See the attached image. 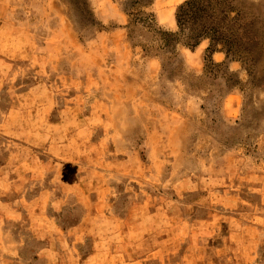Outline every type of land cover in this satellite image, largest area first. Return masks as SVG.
<instances>
[{"label":"rangeland","instance_id":"obj_1","mask_svg":"<svg viewBox=\"0 0 264 264\" xmlns=\"http://www.w3.org/2000/svg\"><path fill=\"white\" fill-rule=\"evenodd\" d=\"M159 1L164 2V18L171 19L173 13L176 19L184 0ZM85 2L82 10L83 3L75 0H0V23L14 14L22 29L35 28L29 33L31 42L42 47L50 41L58 49H51L55 66L46 69L53 74L51 86L43 81L46 74L39 63L33 74L38 82L27 72L22 81L2 87L0 108L27 104L24 97L31 90L47 97L50 91L57 107L48 115L45 133L53 140H69L62 152L64 169H144L148 178L135 183L134 193L146 184L143 196L151 205L134 215L142 217L138 225L149 220L153 234L166 242L167 255L160 257L164 264H230L234 256L238 264H264V58L253 79L260 80L259 86L239 62L210 65L207 72V41L194 51L180 47L171 64L161 56L147 58L141 45L152 41V35L140 26L130 33L125 0ZM156 2L151 8L155 28L176 30L177 23L174 28L160 24ZM239 4L264 38V0ZM15 25L6 23L1 43L20 35ZM224 59L221 53L214 55L217 64ZM101 153L109 159L100 160ZM117 178L119 184L125 181L121 174ZM119 204L117 211L129 213ZM15 216L11 209L0 208L7 232L19 238L29 234L23 222L14 225ZM238 225L244 238L227 239ZM175 233L183 239L174 241ZM38 238L30 241L35 247ZM153 248L151 241L144 250L152 256L158 251ZM30 250L23 248L22 264H40ZM10 259L8 264H15Z\"/></svg>","mask_w":264,"mask_h":264},{"label":"crops","instance_id":"obj_2","mask_svg":"<svg viewBox=\"0 0 264 264\" xmlns=\"http://www.w3.org/2000/svg\"><path fill=\"white\" fill-rule=\"evenodd\" d=\"M163 3L156 2L158 20L161 25L174 28L176 19L172 8L171 19H165ZM48 11L52 13L53 8ZM11 15L9 22L1 20L0 31L4 30L6 23H13L20 35L9 42L0 41V66H3L0 68V93L8 83L22 81L27 72L29 78L34 77L33 82H38L33 74L39 63L43 64L46 74L43 81L51 86L49 82L53 74L46 69L55 66V59L51 56L58 49L50 41L42 43V47L37 41L31 42L29 33L35 28L22 29L20 20ZM25 34L28 37L24 41ZM52 48L55 49L51 53ZM39 52L42 53L39 55ZM49 93L47 97L48 93L31 90L24 97L27 104L0 108V161L4 162L0 168V208L11 209L17 215L14 225L23 222L29 232L20 238L16 234L12 236L5 230L7 218L0 219V264H8L11 257L15 264H22L20 258L26 247L31 248L28 254L40 264H164L160 257L167 255L164 250L166 242H160L156 233L153 234L149 220L138 225L142 217L134 215L136 210L151 205L143 196L146 184L138 185L139 190L134 193L135 183L148 178L144 169L132 173L129 169H87L81 165L73 172L64 169L66 159L62 152L68 147L69 140H53L45 133L48 115L57 107L55 96ZM18 122L20 126H17ZM19 128L21 130L17 131ZM99 159L106 161L109 158L101 153ZM120 174L125 179L121 184L117 178ZM228 175L225 168V178ZM233 179L229 178V181ZM112 181L119 185H111ZM119 203L129 213L122 215L117 211L121 208ZM38 210H42V214ZM23 213L27 215L23 216ZM162 217L174 223L177 221L164 214ZM242 227L244 230L246 225ZM34 228L40 231H33ZM238 230L240 226L227 239H243L245 232L240 234ZM35 237L40 239L37 247L30 243ZM176 239L182 240V234L175 233L173 240ZM151 241L153 250L158 249L152 256L149 250H144L146 243ZM238 261V256H234L230 264H238Z\"/></svg>","mask_w":264,"mask_h":264},{"label":"trees","instance_id":"obj_3","mask_svg":"<svg viewBox=\"0 0 264 264\" xmlns=\"http://www.w3.org/2000/svg\"><path fill=\"white\" fill-rule=\"evenodd\" d=\"M75 1L83 3L81 9L86 10L85 0ZM154 3L155 0H125L130 33L140 26L152 35V41L141 45L147 58L161 56L171 64L177 59L180 47L194 51L207 41L203 55L207 72L210 65L220 67L228 61L239 62L242 68L251 72L254 86H259L260 80L253 79L259 62L264 58V53H260L264 38L255 29L256 22L245 19L246 11L239 0H184L176 11V30L155 28L154 13L151 11ZM217 53L225 57L218 64L214 62ZM246 82L234 80V84L245 85Z\"/></svg>","mask_w":264,"mask_h":264}]
</instances>
